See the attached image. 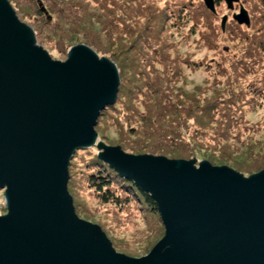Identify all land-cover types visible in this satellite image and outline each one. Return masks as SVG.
<instances>
[{
  "label": "water",
  "instance_id": "1",
  "mask_svg": "<svg viewBox=\"0 0 264 264\" xmlns=\"http://www.w3.org/2000/svg\"><path fill=\"white\" fill-rule=\"evenodd\" d=\"M225 1L233 10L241 0ZM204 4L216 14L214 0ZM233 20L251 26L243 6ZM119 84L116 65L88 46H74L65 62L52 59L0 0V264H264V170L245 177L205 160L197 167L194 158L97 144L98 119ZM94 146L157 204L165 234L146 256L118 253L100 226L76 214L70 162Z\"/></svg>",
  "mask_w": 264,
  "mask_h": 264
},
{
  "label": "trees",
  "instance_id": "2",
  "mask_svg": "<svg viewBox=\"0 0 264 264\" xmlns=\"http://www.w3.org/2000/svg\"><path fill=\"white\" fill-rule=\"evenodd\" d=\"M8 1L38 36L46 33L44 40L51 49L68 57L69 50L84 44L115 63L122 82L115 103L98 119L99 134L112 125L120 135L128 132L144 147L129 141L125 148L173 160L208 157L222 166L218 154H238L246 160L251 156L261 159L255 160L257 167L244 169L236 163L235 168L249 176L263 171L264 165L258 162L264 161V140L256 135L263 120L259 115L264 116V7L252 8L250 29L232 20L223 31L219 20L225 10L219 8L214 15L196 0ZM184 40L190 42L188 50L183 48ZM224 40L229 51L220 47ZM117 42L120 49L105 51L104 46L111 48ZM193 42L204 43L214 53L216 64L211 66L207 56L196 59L190 53ZM197 73L207 76L192 87L188 78ZM77 163L76 157L70 172L83 178L80 183L86 182L100 204L119 210L135 205L144 220L151 217L159 224L161 237L165 234L150 195L98 155L85 163L84 170H76ZM148 232L149 225L140 231Z\"/></svg>",
  "mask_w": 264,
  "mask_h": 264
},
{
  "label": "rangeland",
  "instance_id": "3",
  "mask_svg": "<svg viewBox=\"0 0 264 264\" xmlns=\"http://www.w3.org/2000/svg\"><path fill=\"white\" fill-rule=\"evenodd\" d=\"M196 2L199 3L198 4L199 6H200V4H202V0H196ZM255 2H257V0H242V2L239 3V6H237L233 10L229 9L226 6H223V8H220V9H224L225 11H223V13L220 15L219 24H221L222 17L227 16L228 17V22L226 24V27H227V25L232 21L233 13L235 11L238 12V8L240 9V4H241V6H243L248 11L250 21H251V25H252V23H253L252 22V8H255L253 5ZM237 5H238V3H237ZM17 17L19 18V20L22 23L26 24L25 22H23L20 19V17L18 15H17ZM26 25H28V24H26ZM205 25H207V22L205 23ZM28 26L35 32V30L33 29L32 26H30V25H28ZM239 26L243 27L245 29L248 28V27H245L242 25H239ZM250 28H251V26L248 29H250ZM204 30H206V29L204 28ZM35 35H36L37 45L41 46L44 50H46L49 53V55L52 57V59H54L56 61H61V62H65L68 59V57L67 56L65 57L62 52H59L57 50H53L48 46V44H46V41L44 40L46 38V33L43 32V33L39 34V36H38L37 33L35 32ZM197 37L199 38V36H197ZM123 44L124 43H121L120 46H122ZM189 44H190V42H188L187 40H184L183 41V48L185 50H188ZM193 44H194V49H192L190 51V53L193 56L195 55L196 59H203L205 56H207L211 66L216 64L215 63L216 61H214L215 60L214 53L212 51H210L207 48V46L204 45V43L197 44V43L193 42ZM79 45H84V44H79ZM226 46L228 48H226ZM220 47L222 49H226L228 51L230 50V45H229V43L226 42V40H224V43L220 44ZM120 48L121 47H119L118 42L115 44H112L111 48H110V46H107V45L104 46L105 51H109L108 49H110L111 53H112V51H116ZM96 54L99 56V54L97 52H96ZM99 57L102 58L101 56H99ZM104 58H107V57H104ZM107 59H109L111 62H113L109 57ZM118 61L120 63V60H118ZM122 64H124V63H122ZM124 66H125V64H124ZM125 68H126V66H125ZM125 73H126V71H125ZM206 76H207V73L206 74L205 73H203V74L197 73L195 75L189 76L188 79H189V81L192 80L191 84L193 87V85H196L198 83H202V81L206 78ZM119 77H120V82H122V78H121L120 74H119ZM259 116L263 120H260V125L257 126L258 134L256 135V138L264 140V138H263L264 135H261L264 133V116H262V115H259ZM258 118H259L258 116H255V119H258ZM111 126L107 129H105V127H103L104 129L102 128L101 134H99L97 132L98 133L97 144L103 143L104 145L110 146V147L119 146L125 153L131 154V155H145V152L142 150L141 151H134L132 149L125 148L126 147L125 142H129V141H131L130 143L134 144L138 148H140V147L144 148V147H142V145L139 146L138 139L136 141H134V138L130 137L128 132L124 133V134L121 133L122 135H120ZM249 130H251V129H248L247 132H250ZM130 143H127V144L131 145ZM98 153H99V149L96 146H94L91 149L78 150L74 154V156L70 162V165L72 162L74 164L76 163V157H77L78 163L76 165L77 166L76 170H78V167H80L82 170H84V168L86 166L85 163L88 164L92 160V158H94L95 155H98ZM146 154H148V153H146ZM255 154L257 155V154H263V153L255 152ZM240 156L241 155H238V154H227L224 156H222L220 154L216 155L217 158L218 157L221 158V162H223L222 166L229 167V168L235 170L236 172H238L240 174H242L241 170L239 168H235L236 166H238V165H236V163L239 164L240 166H243L242 168L247 169L252 165L257 167V161H255V160H257V159L261 160L259 158H254V157L251 158V156H249L248 159L246 160V159L241 158ZM193 158H194V161L197 162L196 163L197 167H199V163L201 161H204L201 157H198V156L197 157L194 156ZM193 158L191 160H193ZM206 158H208V157L204 158L205 161L209 162V160ZM168 159H170V158H168ZM171 160H173V159H171ZM175 160H178V159H175ZM182 160H190V159H182ZM262 160H264V159H262ZM215 163L211 162L210 164L215 165ZM258 164H259V166L260 165L263 166L264 161L258 162ZM215 166L222 167L221 165H215ZM246 175L247 174H245L244 176L250 177L249 175H247V176ZM69 176H70L69 181H73V182L71 183V186H72V187H70L71 190L68 187V191L73 198L76 214L81 219H83L87 222H90L92 224H96V225L100 226L101 229L106 233L109 240L112 242L114 249L118 253L125 254L127 256L134 257V258H140V257L146 256L153 249V247L163 238L164 235L161 237L160 236L161 233L160 234L158 233L160 231L159 224H156V221L153 218L151 219V217H148L147 220H144L143 214L139 211L137 206L131 205L130 207H127L126 209L119 210L118 208H115L114 205H111V204H109V205L100 204L98 199L95 196L94 191L92 189L88 188L86 182H83L84 184L80 183V180L83 179L82 177L80 179V177H77L78 174L76 176V174L72 171L70 172V170H69ZM72 176H73V178H72ZM80 176H82V175H80ZM68 185H69V183H68ZM4 205H5L4 193L0 192V207H2V210H0V213L2 215L6 214V209H5ZM148 225L151 228V232H148L149 234L148 233L141 234L140 231L147 230ZM156 228H158V229H156ZM153 232H155V233H153ZM157 234H159V236L161 237L158 240H156L157 238H155V236Z\"/></svg>",
  "mask_w": 264,
  "mask_h": 264
},
{
  "label": "flooded vegetation",
  "instance_id": "4",
  "mask_svg": "<svg viewBox=\"0 0 264 264\" xmlns=\"http://www.w3.org/2000/svg\"><path fill=\"white\" fill-rule=\"evenodd\" d=\"M240 2H242V0ZM202 4L206 7V5L204 4V0H202ZM214 5H215L216 9L223 8V6L228 7V5H227L225 0H214ZM253 5H254V7H264V0H257V2H255ZM237 6H239V3H238V5H237V3L234 4V9ZM240 7H241V4H240ZM239 11H240V9L238 8V12L235 11L233 13V15L235 13H239ZM3 193H4V191H3Z\"/></svg>",
  "mask_w": 264,
  "mask_h": 264
}]
</instances>
